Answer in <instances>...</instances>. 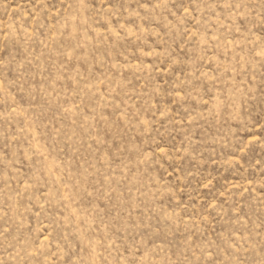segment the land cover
<instances>
[{
	"label": "rangeland",
	"instance_id": "obj_1",
	"mask_svg": "<svg viewBox=\"0 0 264 264\" xmlns=\"http://www.w3.org/2000/svg\"><path fill=\"white\" fill-rule=\"evenodd\" d=\"M0 264H264V0H0Z\"/></svg>",
	"mask_w": 264,
	"mask_h": 264
}]
</instances>
